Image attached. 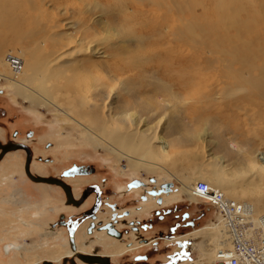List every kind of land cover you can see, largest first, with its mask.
<instances>
[{
  "label": "rangeland",
  "instance_id": "374dc122",
  "mask_svg": "<svg viewBox=\"0 0 264 264\" xmlns=\"http://www.w3.org/2000/svg\"><path fill=\"white\" fill-rule=\"evenodd\" d=\"M17 1L7 0V3L9 6L19 4L16 11L20 13L19 20L22 23L19 22V27L24 32L44 28L52 33L67 32L75 35L74 38L69 36L64 39V44L69 42L68 46L71 48L84 46L93 50H108L113 54L115 49L110 48L115 45L122 50L104 59L92 52L83 53L82 56L90 59L89 72L93 75L80 83L85 93L91 96L90 102L83 104L84 106L77 104V99L82 96L72 95L70 92L60 94L62 99L60 98L58 106L31 105L15 95L10 82L0 76V143L27 140L26 145L32 150V174L43 173L41 165H45L46 175L53 176L59 175L74 163L93 166L96 168L95 174L89 176L75 192L79 194L90 182L102 183L103 179H107L106 183H102L103 187L107 191L111 185V197L118 200L122 207H126V200L114 190L115 185L117 189L118 185L122 186L134 177H157L159 181L170 179L174 185L181 187L175 175L185 178V174L196 177L201 173L204 176H200L199 180L208 182L209 179H223L237 182L239 190L232 192L229 198L254 206L258 215L264 214V163L257 161L258 152H264V83L258 88L256 84L247 83L240 76H233L235 72L228 73L230 69H242L250 72L252 79L258 80L261 69L264 70V0H226L227 4H233L234 7L246 8L245 13H239L241 21L247 20L249 16L250 19L256 18L254 25L245 29L243 34L240 33L239 38L234 28L225 29L220 17L213 14V0L205 1L211 10L205 13L203 0H186L188 5L186 4L184 13L176 8L175 0ZM184 19L196 26L211 23L212 27L208 25L207 39H211L208 42L212 44L218 43L220 50L218 48L215 51L210 43L207 48L198 39L194 41L177 34V28L182 26ZM116 30L132 34L129 35L132 41L123 43V37L114 34ZM196 32L199 34L200 29L197 28ZM48 40L46 39L47 47H60L57 41ZM34 45L33 41L14 42L10 38L4 51ZM74 56L79 57L78 54ZM122 61L125 67L133 70L121 74V77L131 85H136L137 97L134 99L138 104H135L136 100L127 92L121 90L120 96L111 97L110 101H119L118 104L125 108L136 107L139 116L144 119L139 128L152 126L150 133L141 131L139 135L147 137L157 131L164 132L172 141L171 154L163 156L161 162L155 160L161 166L158 165V169L153 171L132 169L128 159L121 158L109 147L99 148L87 139L83 130V124H100L94 118L96 110L93 106L97 102V105L104 102L95 98L94 88L90 89L89 86L97 83L94 81L96 75L101 76L106 83L109 82L103 76L101 64L110 66ZM243 62H248L253 67L243 68ZM170 64H173L172 67ZM179 65L184 66V69L180 70ZM167 66L171 68L168 76ZM2 67L0 64V70ZM158 68L160 70H156ZM149 102L153 105H165V109L160 108L158 113L152 114L148 109L151 105L146 106ZM101 107L102 111L103 106ZM62 109H70V114ZM163 111L167 113V119L159 127L156 119ZM132 122L127 119L126 122L117 123L115 119L114 124H119V131L125 133L138 128L136 120L132 118ZM114 124L111 123L109 129ZM173 126L179 127V130H173ZM30 131L34 134L29 138L27 133ZM184 134L194 136L192 140H185L188 136L183 139L181 135ZM222 134L230 138L229 158H213L209 151L218 152L214 145ZM156 149V153L160 154V149ZM26 160L25 150L19 149L0 161V264H44L51 259L48 255L53 247H60L59 257L69 250L55 243V237H59L61 232L50 226V222H55L59 215L52 208L68 207L64 203L65 195L56 185L37 184L32 180L25 172ZM44 195L50 196L54 201L45 208ZM183 195L188 198V195ZM104 197L107 198V193ZM45 200H48L46 203L51 201ZM43 209L48 211L44 213ZM81 210L82 208H65L61 212L69 215ZM214 214V208H210L205 220L207 224L198 235L204 234L206 228L213 225L209 223ZM173 249L174 246L168 249L165 244H161L158 254L165 258L167 252ZM198 251L201 253L199 246ZM138 252L146 253L148 249L131 251L122 257L114 256L112 260L114 264H118L126 257L125 262L129 263L132 255ZM197 255L200 256L199 253ZM205 260V264H208L207 258Z\"/></svg>",
  "mask_w": 264,
  "mask_h": 264
},
{
  "label": "bare ground",
  "instance_id": "6f19581e",
  "mask_svg": "<svg viewBox=\"0 0 264 264\" xmlns=\"http://www.w3.org/2000/svg\"><path fill=\"white\" fill-rule=\"evenodd\" d=\"M205 1L206 0H203L202 2L204 13L211 11L209 7H207L208 5H206ZM213 1H214V11H213L214 13L213 14L220 17V20L223 23V26L225 29L228 30L230 28H234L237 31L236 36L238 38H239L240 33L245 31V29H248L249 27L254 25L253 22L256 21L255 20L256 18L254 19L252 17L253 20H251L252 18L250 19V16H249L248 19L245 21H241L239 19L238 17L240 15L239 13L241 12L245 13L247 11L245 7L243 6L234 7L233 4H227L226 0H213ZM187 2L188 1L186 0H175L174 4L176 5V8H178V10L181 13H184V11H186V8H187L186 6ZM18 5L13 3L11 6H9V4L7 3V0H0V64H2L3 66L0 70L1 78H4L8 80V82H10V88L12 89L15 95L22 97L26 101L30 102L31 105L37 104L39 106H46V105L58 106L60 105L58 104L59 101L62 99L60 97V94L61 95L66 94L67 92H70L72 95L79 94L82 96L80 99H77V104H79L80 106L83 104L89 103L91 100L90 99L91 96H89L90 94L85 93V90H83V88L80 87L81 86L80 83H81V80H88L92 78L93 75L91 76V73L89 72L90 70H89L88 62L90 61V59L87 56H82L83 53L92 52L93 55L98 56V58L100 56L102 59H104V57L108 55H113L116 52H122L121 47L112 45L110 49H115L114 50L115 52H113V54L109 52L108 50L107 51H101L98 49L93 50V48L84 47V46L78 47V48H75V47L71 48L70 46H68L69 42L68 44H64L65 43L64 39L66 37L70 36V38H74L73 36L75 35H71L70 33H67V32L52 33V32H49V30L45 28L43 30H33L29 32H24L19 27V22L21 21L19 20L20 13L16 11L18 10ZM208 25L212 27V24L209 22L202 23L200 26H196L193 22H190L188 20L186 21V19H184L182 21V26L177 28L176 33L181 35L182 38L187 36V37H190V39H193L194 41H196L195 39H198L201 44L205 43L206 47L209 48L210 42H208V40L211 41V39H207L209 35L207 34L209 33ZM21 26L23 27V24ZM197 28L200 29L199 34L196 32ZM114 34H117L123 37L122 42L125 44L127 42L130 43V41H132V39L130 40L131 36L129 37V35H132V34L127 35L123 33L122 30H116ZM10 38L14 42H20L23 40H29V42L33 41L35 45L27 46L25 47V49L19 48L18 50L16 48H8L6 51H4L6 43ZM46 39L52 40L53 42L57 41L60 44V47H54V46L47 47ZM210 45L215 47L214 48L215 51L218 50V48L220 50L218 43L216 42L214 44L210 43ZM9 52L15 55H18L23 59V71L21 73L19 74L14 73L11 67L9 66L7 62V54ZM74 54H78L79 57H75ZM73 56L74 58L72 59L71 57ZM235 57L237 58V56ZM173 64H170V67H172L171 65ZM242 64H243L242 65L243 68L247 67L249 69L253 67V65L252 64L250 65L248 62H243ZM210 65L209 67H212ZM101 66L104 72L103 76H106L107 79H109V82L106 83L103 80V78H101V76L99 77L96 75L97 77L95 76L94 81L97 83L91 84L89 86L90 89L94 88L95 92H93V95H95V98L98 97L104 103L101 105L100 104L97 105L98 103L97 102L95 103L97 106L96 105L93 106V108L96 110L94 118L95 120L100 122L99 126L83 124V130L87 135V139L93 142L99 148L109 147L114 152H117L121 156V158L128 159L129 165L132 169H135V170L147 169L149 171L158 169L157 166L160 165V163L156 162L155 160H160L161 162V159H163L162 158L163 156H169L171 154L172 141L170 140L168 135H165L164 132L158 133V131L155 132L154 135L149 134V136L147 137H143V135H139V132L141 131L150 133L152 126H149V128H146V129L139 128L140 124L144 121V119L139 116V113L136 110V107L130 106V108H125V106L122 107L118 104L119 101H114V102L110 101L111 97L113 98L115 96V98H118V96H120L119 90L123 92H127L130 95V97L133 99L137 97L135 96V88H136L135 86L136 85L135 86L131 85L129 82L124 80L123 77H121L122 76L121 74L127 71H133V70L128 69L129 67L128 68L125 67L123 65V61L122 63H116L114 65L110 64V66L107 64L106 65L101 64ZM170 67L167 66L168 68L167 76L171 73ZM183 67L184 66L179 65L180 70L181 68L184 69ZM153 69H155V67H153ZM156 70H160V69L158 68ZM233 72H235V75L232 74L233 76L235 77L240 76L242 77V79H245L244 81H246L247 83L251 82L254 85L256 84L255 86H257L258 88L263 86L262 85L264 83V70L263 69H261L260 71V78L258 80L252 79L250 76V72H247V71L244 72L242 69H237L234 71L230 69V72L228 73L230 74ZM258 81L262 83L259 84L257 83ZM95 82H92V83H95ZM135 104L136 105L138 104L137 100L135 101ZM101 106H103L102 111L100 110L102 108ZM146 106H150L148 109H149V112L152 114L158 113L157 110H159L160 108H162L163 110L165 109V105L164 106L153 105L151 102H149ZM62 110H64L66 114H70L69 113L70 109L69 110L62 109ZM132 118L135 119L137 122L138 128L136 130H130V131L128 130L125 133H122L119 131V128L117 127L119 124L117 125L114 124L115 119L117 123H123V122H126L127 119L131 120L132 122ZM165 119H167V113L163 111L161 116L156 119L157 125L161 127V125L164 122L163 120ZM111 123L114 124V127L109 129V126ZM172 129L179 130V127L176 128L175 126H173ZM157 130L159 129L157 128ZM186 135L188 136V139H185V140H192L194 136L193 134H184L183 136L181 135V137L184 139ZM156 146L160 149L161 151L160 154L156 153L157 152ZM257 161L260 162V164L264 163V152L263 151L258 152ZM162 169L166 170L165 167H163ZM175 177L181 183V188H180L181 194L188 195V198L190 200H193V202L197 201L198 199L193 195V189H194L196 182L200 178L199 177H187V176H183L185 178H182L179 175L178 176L175 175ZM208 182L211 184V186L213 187L215 186L214 188H218L219 190L224 192V194L228 198H229V195L232 194V192H238L239 190L237 182H234V181H225L223 179L222 180L209 179ZM244 204L249 205L247 203H244ZM249 206L253 207V209L256 212V209L254 206L252 205H249ZM211 223L213 225L206 228V232L204 234L198 235V233H196V236H200L199 237L200 242L198 246L200 247V250L202 251L203 256L207 258L209 262L208 264H213L215 260V249L225 237V233L222 227L220 225H217L216 223H213L212 219L210 220L209 224ZM208 239L210 240L208 241ZM210 242H212L213 245H211ZM51 255L52 256L55 255L54 251L51 252Z\"/></svg>",
  "mask_w": 264,
  "mask_h": 264
},
{
  "label": "flooded vegetation",
  "instance_id": "af4514ba",
  "mask_svg": "<svg viewBox=\"0 0 264 264\" xmlns=\"http://www.w3.org/2000/svg\"><path fill=\"white\" fill-rule=\"evenodd\" d=\"M33 134L34 132L30 131L27 136L30 138ZM18 143L24 144L31 153L29 168L32 174V150L26 145L27 140H21ZM16 150L8 151L0 161L8 154L18 152L19 149ZM23 150L28 160V150ZM26 164L25 172L28 174ZM41 167L43 173L35 176L54 178L56 183L37 182V184L56 185L64 193V203L68 206L53 207V211L59 212L58 219L55 222H49L53 230L61 232L59 237L51 235L57 240L55 243L69 250L59 257L60 247L55 246L52 250L55 255L52 256L51 251L48 255L51 259L45 262L51 264H114L112 260L114 256L122 257L131 251L147 248L146 253L133 254L131 262L126 263L125 257L118 264L206 263L202 251L200 250L201 253L198 251L200 236H196V233H201L206 226L205 220L210 208L200 200L191 202L181 194L180 186L173 185L170 189L162 187L166 183H173L172 180L159 181L157 177L147 179L134 177L124 185H118L117 189L115 185L114 190L118 191L119 196L125 199L128 205L122 207L118 200L111 197V185L107 191L103 187L102 183H106L107 179H103L102 183L90 182L79 194L75 192V189L86 182L89 176L95 174L96 168L93 166L74 163L63 169L59 175L54 176L45 174L47 173L45 165ZM74 167L81 169L73 171ZM153 190H163V192L154 196L150 193ZM105 191L107 198L104 197ZM43 199L46 202L48 200L45 199L51 200L43 203L44 208L54 202L48 195H44ZM65 208H82V210L66 215L61 212ZM43 210L44 213L48 211ZM152 231H155L154 235L149 234ZM161 244H165L168 249L174 246L173 250L167 252L168 255L165 258L158 254ZM84 257L87 260H84Z\"/></svg>",
  "mask_w": 264,
  "mask_h": 264
},
{
  "label": "built area",
  "instance_id": "2783aa9c",
  "mask_svg": "<svg viewBox=\"0 0 264 264\" xmlns=\"http://www.w3.org/2000/svg\"><path fill=\"white\" fill-rule=\"evenodd\" d=\"M7 62L12 71H23V59L11 52ZM193 195L208 208H214L212 222L220 225L224 239L215 249L213 264H264V214L228 198L205 180L196 182Z\"/></svg>",
  "mask_w": 264,
  "mask_h": 264
},
{
  "label": "water",
  "instance_id": "95a60500",
  "mask_svg": "<svg viewBox=\"0 0 264 264\" xmlns=\"http://www.w3.org/2000/svg\"><path fill=\"white\" fill-rule=\"evenodd\" d=\"M0 148H1V153H0V160L3 158V156L8 152V151H12V150H16V149H26L28 150V148L22 144V143H18V142H14V141H10L8 143L2 144L0 143ZM28 160H27V164H26V170L28 172V175L30 176V178L32 180H34L35 182H47V183H56V179L54 178H47V177H42V176H35L33 174L30 173V168H29V161H30V151L28 150ZM81 168L79 167H74L73 171H79ZM79 173V172H78ZM174 183L169 182L166 183L164 186L162 187H167L170 189L171 186H173ZM163 192V190H153L150 193L153 194L154 196L159 195ZM84 260H87L86 257H84ZM89 261V260H88ZM45 264H51L50 262H45Z\"/></svg>",
  "mask_w": 264,
  "mask_h": 264
},
{
  "label": "crops",
  "instance_id": "0c3cea01",
  "mask_svg": "<svg viewBox=\"0 0 264 264\" xmlns=\"http://www.w3.org/2000/svg\"><path fill=\"white\" fill-rule=\"evenodd\" d=\"M230 138L226 134L220 135V138L217 139L214 148L218 150L216 153H212L209 151V155L212 156L213 158H229L230 155ZM203 174L197 175L198 177L202 176ZM187 177H195V176H188L185 174ZM196 176V177H197ZM204 176V175H203ZM155 231L149 232L150 235H154Z\"/></svg>",
  "mask_w": 264,
  "mask_h": 264
}]
</instances>
